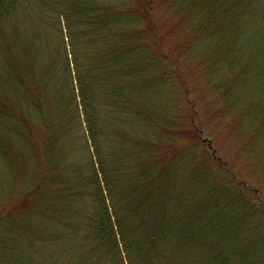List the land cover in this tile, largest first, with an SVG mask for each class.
Segmentation results:
<instances>
[{
    "label": "trees",
    "instance_id": "16d2710c",
    "mask_svg": "<svg viewBox=\"0 0 264 264\" xmlns=\"http://www.w3.org/2000/svg\"><path fill=\"white\" fill-rule=\"evenodd\" d=\"M0 264H264V0H0Z\"/></svg>",
    "mask_w": 264,
    "mask_h": 264
},
{
    "label": "rangeland",
    "instance_id": "374dc122",
    "mask_svg": "<svg viewBox=\"0 0 264 264\" xmlns=\"http://www.w3.org/2000/svg\"><path fill=\"white\" fill-rule=\"evenodd\" d=\"M222 154L225 155V151H223Z\"/></svg>",
    "mask_w": 264,
    "mask_h": 264
}]
</instances>
